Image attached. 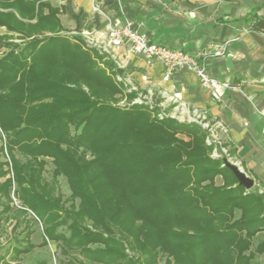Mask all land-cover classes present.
Segmentation results:
<instances>
[{"label":"trees","instance_id":"trees-1","mask_svg":"<svg viewBox=\"0 0 264 264\" xmlns=\"http://www.w3.org/2000/svg\"><path fill=\"white\" fill-rule=\"evenodd\" d=\"M58 12L0 0V238L8 225L14 237L0 258L21 264L52 240L61 264H249L264 251V240L251 247L264 185H239L198 124L131 103L133 90L119 105L122 69L60 34ZM244 20L264 33L255 12Z\"/></svg>","mask_w":264,"mask_h":264},{"label":"crops","instance_id":"crops-1","mask_svg":"<svg viewBox=\"0 0 264 264\" xmlns=\"http://www.w3.org/2000/svg\"><path fill=\"white\" fill-rule=\"evenodd\" d=\"M44 1L59 8L60 34L72 40L79 36L84 49L98 50L87 40L101 39L109 23L124 19L137 30L146 31L154 41L190 52L226 42L223 55L206 59L207 72L230 84L217 101L210 98L195 74L186 68L166 75L160 62L146 64L127 44L113 48V57L102 50L98 52L105 53L122 69L112 76L124 93L119 105L127 104L125 93L133 90L136 94L131 103L136 99L144 100L180 122H191L189 118L195 110L204 112L210 121H222L227 128L221 134L222 146L235 149L229 156L253 179V185H264V33L252 29L244 20L251 12L264 20V0ZM95 5L98 10L93 9ZM4 31L5 28L0 27V33ZM117 76L121 80H117ZM239 215L240 210L236 209L234 218ZM33 229L30 240L41 242L42 228L33 226ZM36 235L39 240H34ZM263 240L264 230H260L252 237L251 247ZM41 247L35 246L21 254L18 262H42L35 259L27 263L30 259H26L27 255L31 259L39 255ZM249 264H264V251L256 254Z\"/></svg>","mask_w":264,"mask_h":264},{"label":"built area","instance_id":"built-area-1","mask_svg":"<svg viewBox=\"0 0 264 264\" xmlns=\"http://www.w3.org/2000/svg\"><path fill=\"white\" fill-rule=\"evenodd\" d=\"M93 9L98 10V7L95 5ZM85 34L86 37L89 36L88 32ZM87 42L112 57L114 56L112 54L113 48L127 44L130 51L140 56L146 64L155 61L160 62L166 75H170L178 68H186L195 74L201 86L208 91L210 98L214 101L219 100L222 91L230 86L227 81H220L211 76L206 69V59L215 55H223L227 48L226 42L215 44L198 52H190L164 42L154 41L146 31H139L133 27L128 19L115 20L109 23L101 39L89 38ZM116 78L121 80L120 76ZM135 102H141V100L136 99ZM164 115L166 114L163 110L159 112L160 117ZM189 121L198 124L206 133L205 141L214 145L211 156L228 157V149L222 146L221 134L227 131L222 121H210L204 112L197 110L193 111ZM228 158L230 159V157Z\"/></svg>","mask_w":264,"mask_h":264},{"label":"rangeland","instance_id":"rangeland-1","mask_svg":"<svg viewBox=\"0 0 264 264\" xmlns=\"http://www.w3.org/2000/svg\"><path fill=\"white\" fill-rule=\"evenodd\" d=\"M122 102V101H121ZM19 156V153H16ZM226 157V156H224ZM228 157L229 154H228ZM228 157H226L227 159H229ZM0 159H2L0 157ZM229 160L233 161L232 158H230ZM235 162V161H233ZM236 163V162H235ZM47 168L50 171V169L52 168V164L50 163V160L48 159V164H47ZM46 176V178H49L48 173L44 174ZM58 179V187L60 189V191L62 192V194L64 195V197L68 196L70 193L68 184L66 182V179L64 176L60 175L57 177ZM217 182H220V178H217ZM41 224H35L34 226H36L37 228H40ZM11 227V225H10ZM10 227L7 229L8 231L6 232V234H4L1 239H0V256L3 254V252L5 251L6 248H8V246L13 242V236H11L10 234ZM41 231V229H39ZM34 240H39L38 235H36V237H33ZM34 243V242H33ZM30 259V261H27V263H32L35 259L38 260L40 259L41 261L45 262L46 264H61V260H63L65 258L64 255H61L60 253V249L59 246L57 244L56 241H52L50 240L48 242V244L46 246H43L39 249V255H36V257H32L30 255L26 256V259ZM8 256L4 257V260H2L0 258V264H12L11 262L7 261Z\"/></svg>","mask_w":264,"mask_h":264},{"label":"water","instance_id":"water-1","mask_svg":"<svg viewBox=\"0 0 264 264\" xmlns=\"http://www.w3.org/2000/svg\"><path fill=\"white\" fill-rule=\"evenodd\" d=\"M222 161L223 165L229 168L234 174L239 185H242L245 189L252 188L254 184L253 179L248 176L237 163L227 159L226 157H222Z\"/></svg>","mask_w":264,"mask_h":264}]
</instances>
